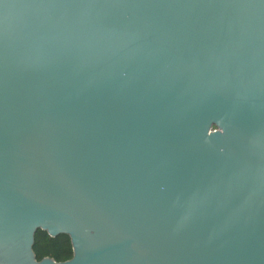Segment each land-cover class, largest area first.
Segmentation results:
<instances>
[{
	"label": "water",
	"instance_id": "obj_1",
	"mask_svg": "<svg viewBox=\"0 0 264 264\" xmlns=\"http://www.w3.org/2000/svg\"><path fill=\"white\" fill-rule=\"evenodd\" d=\"M0 264H264V0H0Z\"/></svg>",
	"mask_w": 264,
	"mask_h": 264
},
{
	"label": "trees",
	"instance_id": "obj_2",
	"mask_svg": "<svg viewBox=\"0 0 264 264\" xmlns=\"http://www.w3.org/2000/svg\"><path fill=\"white\" fill-rule=\"evenodd\" d=\"M33 252L38 261L50 257L57 262H63L71 259L73 255L69 236L60 234L51 237L47 232L40 229L34 235Z\"/></svg>",
	"mask_w": 264,
	"mask_h": 264
}]
</instances>
